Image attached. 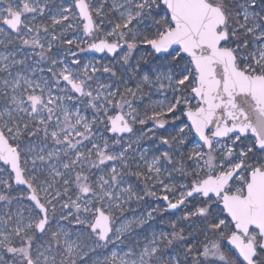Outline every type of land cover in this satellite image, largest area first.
<instances>
[{"label":"snow or ice","instance_id":"obj_1","mask_svg":"<svg viewBox=\"0 0 264 264\" xmlns=\"http://www.w3.org/2000/svg\"><path fill=\"white\" fill-rule=\"evenodd\" d=\"M0 5V264H264V0Z\"/></svg>","mask_w":264,"mask_h":264},{"label":"rangeland","instance_id":"obj_2","mask_svg":"<svg viewBox=\"0 0 264 264\" xmlns=\"http://www.w3.org/2000/svg\"><path fill=\"white\" fill-rule=\"evenodd\" d=\"M0 6H2V5H0ZM82 47H86V45H82ZM55 51L56 50L54 49V52ZM80 59L83 63H87L88 61H95V62H97L98 66H99V64L108 62V58L105 54L90 53L89 51L81 53ZM161 98L162 97L157 96V95L152 96L153 100L161 99ZM148 103L149 102L147 100H145L144 105H146ZM144 105H138V107L143 109ZM147 127H151V124L149 123L147 125ZM167 134H168L167 130H161L158 133V135H167ZM144 146H148L147 142L144 143ZM162 194L163 193L158 192V195H162ZM157 204H159V206L161 208H163L165 206L163 201H159L155 197H146L145 201L143 203H132V204L126 206L125 216L127 218L131 219L133 217V214H135L136 216H139L143 212L148 211L150 208H155L157 206ZM176 214L179 215V213H176ZM169 218H170L169 213H164V212L154 213V220H150L148 222L149 225H151V228H149L148 231H151L152 229H155L157 231L169 230V225L166 223V221ZM172 218H174V217H172ZM137 231H139V229H137ZM109 249H111V245H109ZM114 250L122 251V250H126V249H123V246H121V245H117V248ZM101 252H102V255L100 256L101 259H103L104 255H110L111 254V252L108 249H102Z\"/></svg>","mask_w":264,"mask_h":264},{"label":"water","instance_id":"obj_3","mask_svg":"<svg viewBox=\"0 0 264 264\" xmlns=\"http://www.w3.org/2000/svg\"><path fill=\"white\" fill-rule=\"evenodd\" d=\"M90 53H97V52H94V51H89ZM97 54H104V53H97Z\"/></svg>","mask_w":264,"mask_h":264}]
</instances>
